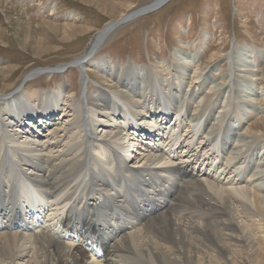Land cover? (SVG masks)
<instances>
[{"label": "bare ground", "instance_id": "1", "mask_svg": "<svg viewBox=\"0 0 264 264\" xmlns=\"http://www.w3.org/2000/svg\"><path fill=\"white\" fill-rule=\"evenodd\" d=\"M135 14L70 66L111 81V64L94 51ZM240 53L249 72L250 53ZM174 56L167 69L179 70L181 89L188 68ZM125 75L111 95L87 92L85 75L78 94L60 85L0 95V264H264V136L233 133L239 126L224 122L233 112L216 115L217 92L201 107L146 68ZM251 76L244 105L255 118L263 92L260 74ZM189 77L207 83L198 70Z\"/></svg>", "mask_w": 264, "mask_h": 264}, {"label": "rangeland", "instance_id": "2", "mask_svg": "<svg viewBox=\"0 0 264 264\" xmlns=\"http://www.w3.org/2000/svg\"><path fill=\"white\" fill-rule=\"evenodd\" d=\"M153 4L158 5L159 0H4L0 4V95L52 92L60 85L68 94H78L82 75L89 82L87 92L93 94L99 86L111 95L123 90L121 80L128 69L146 68L159 76L160 84L167 80L174 83L172 93L181 91L186 102L190 99L194 105L204 106L206 100L201 97L217 92L222 103L216 115L233 112L231 122L228 116L224 120L239 126L233 133L240 136L250 130V135L264 136V129L252 126L262 123L264 113L252 118L245 113L250 107L244 105L253 70L261 76L254 88L259 94L263 92L254 105L264 112V58L261 63L256 61L257 55H264V0H170L157 11L114 29L94 51L97 58L111 64L115 73L111 81L98 69L70 66L90 50L93 39L107 26ZM245 48L251 57L249 72L242 71L235 61ZM177 53L188 68L187 82L181 89L179 70L167 69L169 63L177 64ZM61 66L62 71H58ZM196 70L207 80L203 88H199L201 80L188 78ZM116 73L121 74L120 79ZM137 79L140 77L135 84ZM241 86H245L242 93ZM190 94H195L192 100ZM216 118L212 123L221 121ZM137 150L131 148L133 153Z\"/></svg>", "mask_w": 264, "mask_h": 264}, {"label": "water", "instance_id": "3", "mask_svg": "<svg viewBox=\"0 0 264 264\" xmlns=\"http://www.w3.org/2000/svg\"><path fill=\"white\" fill-rule=\"evenodd\" d=\"M169 1H170V0H164L163 2H161L159 5H157V6H155V7L150 6V7H146V8H144V9L138 10V11H137V14H135V16H132V17H133V19H134V18H138V17L143 16V15H146V14H149V13H152V12H155V11H157L160 7H163L165 4H167ZM127 21H131V18H130V19H127ZM127 21H126V23H128ZM126 23H125V24H126ZM121 24H124V22L121 23ZM121 26H122V25H121ZM115 29H117V28H115Z\"/></svg>", "mask_w": 264, "mask_h": 264}]
</instances>
